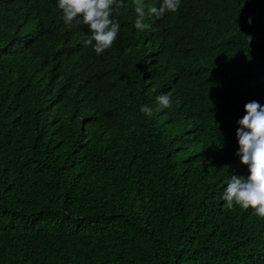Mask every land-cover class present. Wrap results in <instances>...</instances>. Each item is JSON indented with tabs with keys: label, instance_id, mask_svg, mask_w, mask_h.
Listing matches in <instances>:
<instances>
[{
	"label": "trees",
	"instance_id": "obj_1",
	"mask_svg": "<svg viewBox=\"0 0 264 264\" xmlns=\"http://www.w3.org/2000/svg\"><path fill=\"white\" fill-rule=\"evenodd\" d=\"M122 3L98 55L58 0H0V264H264V218L222 198L250 174L264 0H181L145 31Z\"/></svg>",
	"mask_w": 264,
	"mask_h": 264
},
{
	"label": "clouds",
	"instance_id": "obj_2",
	"mask_svg": "<svg viewBox=\"0 0 264 264\" xmlns=\"http://www.w3.org/2000/svg\"><path fill=\"white\" fill-rule=\"evenodd\" d=\"M135 28L145 31L151 27L146 23L152 17L162 18L166 13L179 11L181 0H162L160 6L146 5L145 0H134ZM63 20L71 26L73 21L89 26L91 35L84 40L85 46H92L96 54H102L114 44L120 25L112 17L123 7L122 0H58ZM161 108H170L171 97L161 94L157 98ZM246 114L237 123L239 150L236 153L241 162L248 166L250 174L232 175L224 189L223 200L231 209L240 206L247 210L251 207L255 214L264 218V106L258 101L245 104ZM145 115H151L148 105L140 107Z\"/></svg>",
	"mask_w": 264,
	"mask_h": 264
}]
</instances>
